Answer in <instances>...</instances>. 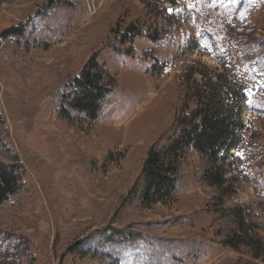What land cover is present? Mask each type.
Listing matches in <instances>:
<instances>
[{
    "label": "rangeland",
    "instance_id": "rangeland-1",
    "mask_svg": "<svg viewBox=\"0 0 264 264\" xmlns=\"http://www.w3.org/2000/svg\"><path fill=\"white\" fill-rule=\"evenodd\" d=\"M117 1L86 0L72 11V0H7L0 9V34L14 28L33 36L42 33L51 41L48 50L31 51L30 64L21 67L0 37L3 61L11 68L9 76L0 78V114L37 189L35 208H0V264H29L31 258H37L35 264H93L65 252L98 228L129 221L173 238L203 242L204 252L195 264H245L244 255L212 241L204 208L208 190L195 177L197 158L188 163L185 177L190 181L176 202L132 209L127 217L114 214L142 169L150 140L178 99L185 70L198 64L219 72L228 65L254 88L251 110L244 113V149L242 155L232 151L231 161L238 168V158L242 160L246 182L236 178V198L264 243V0H176L175 6H166L176 22L164 39L138 40L131 57L125 53L128 46L119 45L112 33L110 5ZM120 1L134 16L142 14L138 0ZM108 46L121 52H110ZM144 50L152 51V61L141 60ZM96 53L118 75L119 98L100 123L72 129L66 145L43 110L56 85L53 90L45 87L63 71H80ZM155 58L165 66L161 80L148 73ZM90 168L91 178L85 173Z\"/></svg>",
    "mask_w": 264,
    "mask_h": 264
},
{
    "label": "trees",
    "instance_id": "trees-1",
    "mask_svg": "<svg viewBox=\"0 0 264 264\" xmlns=\"http://www.w3.org/2000/svg\"><path fill=\"white\" fill-rule=\"evenodd\" d=\"M6 1L0 0V9ZM138 1L143 6L140 16H134L120 0L110 5L112 33L119 45L128 46L125 53L129 57L138 40L159 42L176 22L174 13L166 7L175 6L176 0ZM70 3L72 11H78L86 0ZM32 34L14 28L0 34L21 67L30 64L31 51L48 50L51 46L42 33ZM107 48L110 52H121L115 47ZM4 55L0 52V78L9 76L11 70L10 64L3 61ZM140 58L152 61V51L144 50ZM104 59L96 53L80 71H63L45 87L49 90L56 85L44 100L43 110L66 145L72 129L80 130L84 123H100L119 98V77L107 68ZM230 69L224 65L218 72L195 64L185 70L183 83L177 90L178 99L167 110V121L150 140L142 169L121 197L114 215L127 217L132 209L148 210L158 204L176 202L179 192L190 181L185 177L188 163L197 158L200 164L195 177L208 190L204 208L210 217L212 241L244 255L245 264H263V240L254 230L246 208L236 198L238 183L246 182L243 163L238 158L241 162L235 168L231 161L232 151L242 153L244 149L248 131L244 113L251 110L254 88ZM148 73L161 80L165 66L155 58ZM5 124L0 114V156L7 158L6 161L0 158V208L10 206L14 211L28 206L35 208L37 189L10 144ZM94 168L95 176L99 177L100 170ZM92 172V168L85 171L89 178ZM121 225L110 223L94 230L69 247L66 255L76 254L93 264H195L204 252V243L193 238L166 236L138 221ZM36 261L37 258H31L29 264Z\"/></svg>",
    "mask_w": 264,
    "mask_h": 264
},
{
    "label": "snow or ice",
    "instance_id": "snow-or-ice-1",
    "mask_svg": "<svg viewBox=\"0 0 264 264\" xmlns=\"http://www.w3.org/2000/svg\"><path fill=\"white\" fill-rule=\"evenodd\" d=\"M168 11L171 12L172 9H169ZM237 155H242V153H239V152H238Z\"/></svg>",
    "mask_w": 264,
    "mask_h": 264
}]
</instances>
